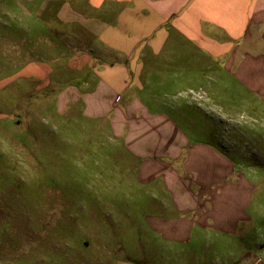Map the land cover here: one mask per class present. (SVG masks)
<instances>
[{
  "label": "rangeland",
  "instance_id": "rangeland-1",
  "mask_svg": "<svg viewBox=\"0 0 264 264\" xmlns=\"http://www.w3.org/2000/svg\"><path fill=\"white\" fill-rule=\"evenodd\" d=\"M51 4L0 0V264H191V245L169 260L166 244L147 243L151 201L145 188L137 193V166L107 126L57 107L53 73L62 63L52 56L70 25L53 20ZM185 68L170 62L159 70L171 84L165 89L146 66L144 102L160 94L157 110L228 157L251 191L246 222L235 235L195 244L197 262L232 264L249 253L264 264V97L242 98L224 85L173 86L191 77Z\"/></svg>",
  "mask_w": 264,
  "mask_h": 264
},
{
  "label": "crops",
  "instance_id": "crops-1",
  "mask_svg": "<svg viewBox=\"0 0 264 264\" xmlns=\"http://www.w3.org/2000/svg\"><path fill=\"white\" fill-rule=\"evenodd\" d=\"M48 3L53 20L70 25L62 26L64 48L52 56L62 63L53 73L57 107L107 126L137 166V193L145 188L151 201L147 243L166 244L169 260L191 245V264H198L195 244L212 233L235 235L247 220L251 191L228 157L190 140L157 110L160 94L151 91L144 102L143 73L148 66L150 75L159 74L158 86L169 89L159 70L180 62L193 74L173 86L224 85L242 98L264 97V0ZM232 264L255 263L244 253Z\"/></svg>",
  "mask_w": 264,
  "mask_h": 264
}]
</instances>
